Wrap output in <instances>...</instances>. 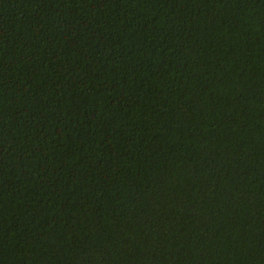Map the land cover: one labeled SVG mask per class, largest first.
I'll return each instance as SVG.
<instances>
[{"label":"trees","instance_id":"trees-1","mask_svg":"<svg viewBox=\"0 0 264 264\" xmlns=\"http://www.w3.org/2000/svg\"><path fill=\"white\" fill-rule=\"evenodd\" d=\"M0 264H264V0H0Z\"/></svg>","mask_w":264,"mask_h":264}]
</instances>
